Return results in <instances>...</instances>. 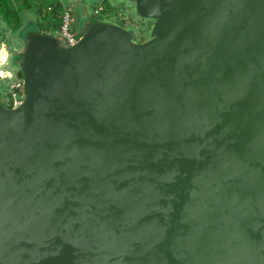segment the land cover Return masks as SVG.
<instances>
[{
	"label": "water",
	"instance_id": "1",
	"mask_svg": "<svg viewBox=\"0 0 264 264\" xmlns=\"http://www.w3.org/2000/svg\"><path fill=\"white\" fill-rule=\"evenodd\" d=\"M122 1L11 59L0 264H264V0Z\"/></svg>",
	"mask_w": 264,
	"mask_h": 264
},
{
	"label": "rangeland",
	"instance_id": "2",
	"mask_svg": "<svg viewBox=\"0 0 264 264\" xmlns=\"http://www.w3.org/2000/svg\"><path fill=\"white\" fill-rule=\"evenodd\" d=\"M38 1V4L41 8H44L47 0H35ZM61 1V0H59ZM120 3L112 5V2ZM16 7L23 5L24 0H13ZM64 5L71 6L74 10L73 13V24L77 30H82L85 28L86 19H81L80 16L87 14V20L92 16L96 20H109L115 21L120 25L126 26L130 23H133L138 27L140 32L141 40L147 39L153 21L150 20H138L133 17L132 9L126 7L124 1L122 0H63ZM104 7V11L97 15H94V11L100 7ZM46 8H44L45 10ZM43 10V11H44ZM38 15L35 9H26L21 14V25L19 28H12L2 17H0V52L4 51L6 53L5 58H0V71L2 74H8L11 68L10 64L11 58H8V55L12 56L20 55L26 46V34L32 31H40V23H38ZM11 56V57H12ZM2 59V60H1ZM10 66V67H9ZM10 80L8 78L0 77V91L9 85ZM1 94V93H0Z\"/></svg>",
	"mask_w": 264,
	"mask_h": 264
},
{
	"label": "built area",
	"instance_id": "3",
	"mask_svg": "<svg viewBox=\"0 0 264 264\" xmlns=\"http://www.w3.org/2000/svg\"><path fill=\"white\" fill-rule=\"evenodd\" d=\"M62 6L58 13L59 19V28L57 35L65 43L66 46H70L78 41L80 38L81 32L74 27L73 24V9L70 6L64 5L61 2ZM53 6L50 5L47 7V11L51 12ZM104 11V7L100 6L94 11V15H99ZM1 78H8L10 80L9 85L6 89H2L0 93L8 102L9 107H14L19 105L22 102V96L24 92V80L21 77H17L16 72H8V74H2L0 71Z\"/></svg>",
	"mask_w": 264,
	"mask_h": 264
},
{
	"label": "trees",
	"instance_id": "4",
	"mask_svg": "<svg viewBox=\"0 0 264 264\" xmlns=\"http://www.w3.org/2000/svg\"><path fill=\"white\" fill-rule=\"evenodd\" d=\"M52 5L51 12L47 7ZM62 4L59 0H47L44 8H41L38 1L24 0L23 5L15 6L13 0H0V17H2L12 28H19L21 25V14L26 9H35L38 15V23L42 32L57 34L59 28L58 13ZM44 10V11H43ZM96 20V19H95ZM17 77L23 78L22 71H16Z\"/></svg>",
	"mask_w": 264,
	"mask_h": 264
},
{
	"label": "flooded vegetation",
	"instance_id": "5",
	"mask_svg": "<svg viewBox=\"0 0 264 264\" xmlns=\"http://www.w3.org/2000/svg\"><path fill=\"white\" fill-rule=\"evenodd\" d=\"M118 3H120L119 1H117V2H112V5H116V4H118ZM71 7V6H70ZM72 8V7H71ZM73 13H74V10H73ZM93 16V15H92ZM92 16L89 18V20H91V21H94L95 19L94 18H92ZM47 33V32H46ZM50 34H52V33H50ZM22 54V53H21ZM12 54L10 55V57H9V55H8V57L9 58H11L12 59ZM10 59V60H11ZM15 60V59H14ZM11 65V68H9V69H15V70H10L11 72H16V71H19L17 68H16V66L15 65H13V64H10ZM10 67V66H9ZM0 102L2 103V104H4V105H6V106H8V102L6 101V99L3 97V95L2 94H0Z\"/></svg>",
	"mask_w": 264,
	"mask_h": 264
},
{
	"label": "bare ground",
	"instance_id": "6",
	"mask_svg": "<svg viewBox=\"0 0 264 264\" xmlns=\"http://www.w3.org/2000/svg\"><path fill=\"white\" fill-rule=\"evenodd\" d=\"M6 57V53L4 51L0 52V58H5ZM2 60V59H1Z\"/></svg>",
	"mask_w": 264,
	"mask_h": 264
},
{
	"label": "crops",
	"instance_id": "7",
	"mask_svg": "<svg viewBox=\"0 0 264 264\" xmlns=\"http://www.w3.org/2000/svg\"><path fill=\"white\" fill-rule=\"evenodd\" d=\"M61 2L64 4L65 2H63V0H61Z\"/></svg>",
	"mask_w": 264,
	"mask_h": 264
}]
</instances>
